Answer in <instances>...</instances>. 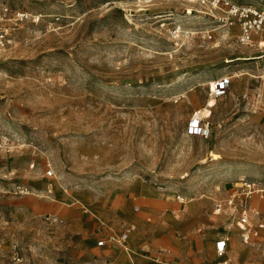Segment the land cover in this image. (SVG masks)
I'll list each match as a JSON object with an SVG mask.
<instances>
[{"label": "rangeland", "instance_id": "rangeland-1", "mask_svg": "<svg viewBox=\"0 0 264 264\" xmlns=\"http://www.w3.org/2000/svg\"><path fill=\"white\" fill-rule=\"evenodd\" d=\"M219 15L191 0H0V264H124L125 247L166 264L173 241L206 258L216 200L243 177L264 185V58ZM222 75L230 89L208 104ZM196 111L208 138L187 134ZM132 215L149 224L133 241ZM230 253L264 264V233L236 234Z\"/></svg>", "mask_w": 264, "mask_h": 264}, {"label": "built area", "instance_id": "built-area-1", "mask_svg": "<svg viewBox=\"0 0 264 264\" xmlns=\"http://www.w3.org/2000/svg\"><path fill=\"white\" fill-rule=\"evenodd\" d=\"M201 3L213 10H219L217 20L223 27L238 29V42L246 46H257L258 59L264 58V10L252 4H240L234 0H191ZM5 11H8L6 8ZM29 17L28 13L19 14L20 20ZM39 20V16H32ZM8 29H0V49L5 48L9 42ZM212 36L209 35V38ZM232 84L231 75H222L211 84V95L218 97L230 88ZM187 134L208 138L211 135L210 123L200 112H195L189 119ZM48 176H53L52 169L47 171ZM234 191L228 196L216 201L214 213L227 215L232 223L240 229L241 240L245 244L253 243L254 239L264 231V185L255 179L247 177L240 178ZM124 236L120 238L122 242ZM229 235H222L216 241V253L219 258L224 259L222 264L234 263L226 257ZM105 240H100L99 245H104ZM226 257V258H225Z\"/></svg>", "mask_w": 264, "mask_h": 264}, {"label": "crops", "instance_id": "crops-1", "mask_svg": "<svg viewBox=\"0 0 264 264\" xmlns=\"http://www.w3.org/2000/svg\"><path fill=\"white\" fill-rule=\"evenodd\" d=\"M233 191L234 190H232L231 192H229L227 194H224L219 199L228 196ZM219 199H217L216 201H218ZM214 208H213V213H214ZM91 215L96 217V219H98L101 223H105L104 221H102L101 217L97 216L94 212H91ZM214 215L222 218V220H225V221L223 222L221 229L219 231L215 232V234H214L215 240H213L212 237L209 238L208 243L206 244V250L208 251V255L205 256L206 258H204L203 254H200V253H196L195 256L191 257L188 253H184L181 251V249H180L181 243H179L178 241H176V242L173 241L171 245H173V247H175L178 250V252L174 253V256L176 257V259L174 262H167L166 264H222V261L224 259L219 258L217 253H216V241L219 240V238L222 235H229L230 236V241L228 242L226 257L229 258L230 260H232L234 263L250 264V263L244 262V261H236L233 258V254L232 253L229 254L230 245L232 243V239L234 238V236H236V234H237L239 236V238L241 239L240 229L235 224L232 223V219L229 216L217 215L215 213H214ZM130 220L134 224L133 225L134 229H136L137 231L139 230L138 232L133 233V237L131 238V240L133 241V239L137 235L140 234L139 232H141L142 230L148 229L149 224L144 222L143 219H141L140 217L133 216V215H132V217L130 216ZM173 225H174V229L177 230L178 232L185 230V229H183L184 227L179 228L177 225H175V223ZM262 233H264V231L261 232V234ZM111 236H117V233L115 231H113ZM101 240H105V244L103 246H100V247H106L109 243L108 237L102 238ZM91 247L93 248L92 245H91ZM124 251H125V253L116 251V253H118L117 260L119 262L123 261L124 264H157L155 262L150 261L146 256H144V254L142 252L136 251L135 255H134L135 259H133L132 254L129 251V247H125ZM241 251H242V249L237 250V252H241Z\"/></svg>", "mask_w": 264, "mask_h": 264}, {"label": "bare ground", "instance_id": "bare-ground-1", "mask_svg": "<svg viewBox=\"0 0 264 264\" xmlns=\"http://www.w3.org/2000/svg\"><path fill=\"white\" fill-rule=\"evenodd\" d=\"M229 89H230V88H229ZM229 89H228V90H229ZM228 90H227V91H228ZM227 91H226V92H227ZM213 97H214V96H212V97L210 98V100H209L208 104H210V103L212 102V100H213ZM214 98H216V97H214ZM200 114H202V115H203V112L201 111V112H200ZM182 200H183V198H182Z\"/></svg>", "mask_w": 264, "mask_h": 264}]
</instances>
